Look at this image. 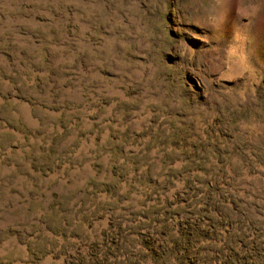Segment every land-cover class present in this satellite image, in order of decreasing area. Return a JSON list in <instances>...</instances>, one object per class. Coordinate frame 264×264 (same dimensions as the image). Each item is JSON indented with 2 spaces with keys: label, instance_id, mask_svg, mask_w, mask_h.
Instances as JSON below:
<instances>
[{
  "label": "rangeland",
  "instance_id": "1",
  "mask_svg": "<svg viewBox=\"0 0 264 264\" xmlns=\"http://www.w3.org/2000/svg\"><path fill=\"white\" fill-rule=\"evenodd\" d=\"M0 264H264V0H0Z\"/></svg>",
  "mask_w": 264,
  "mask_h": 264
}]
</instances>
